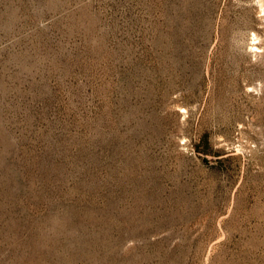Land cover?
<instances>
[{
    "label": "rangeland",
    "instance_id": "374dc122",
    "mask_svg": "<svg viewBox=\"0 0 264 264\" xmlns=\"http://www.w3.org/2000/svg\"><path fill=\"white\" fill-rule=\"evenodd\" d=\"M0 264H264V0H0Z\"/></svg>",
    "mask_w": 264,
    "mask_h": 264
}]
</instances>
